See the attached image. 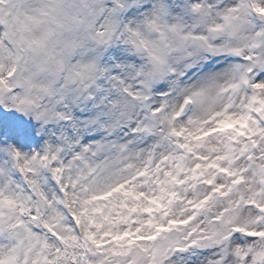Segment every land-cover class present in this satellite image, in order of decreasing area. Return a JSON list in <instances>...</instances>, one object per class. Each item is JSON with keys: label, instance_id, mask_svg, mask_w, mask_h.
I'll use <instances>...</instances> for the list:
<instances>
[{"label": "snow or ice", "instance_id": "6c2138e0", "mask_svg": "<svg viewBox=\"0 0 264 264\" xmlns=\"http://www.w3.org/2000/svg\"><path fill=\"white\" fill-rule=\"evenodd\" d=\"M0 264H264V0H0Z\"/></svg>", "mask_w": 264, "mask_h": 264}, {"label": "rangeland", "instance_id": "374dc122", "mask_svg": "<svg viewBox=\"0 0 264 264\" xmlns=\"http://www.w3.org/2000/svg\"><path fill=\"white\" fill-rule=\"evenodd\" d=\"M9 141L15 142L17 144H23V146L26 147V148L34 146V145H30V144L25 145V143H23L17 136H12L11 135L10 138H9ZM35 146H39V143H37Z\"/></svg>", "mask_w": 264, "mask_h": 264}]
</instances>
